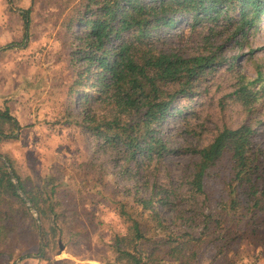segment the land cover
<instances>
[{"label": "rangeland", "instance_id": "rangeland-1", "mask_svg": "<svg viewBox=\"0 0 264 264\" xmlns=\"http://www.w3.org/2000/svg\"><path fill=\"white\" fill-rule=\"evenodd\" d=\"M86 5L87 0H0V111L12 118L0 119V160L14 183L17 176L42 208L50 206L56 214L55 222L37 221L46 232L43 236L39 231L41 241L27 215L12 223L15 206L8 210L5 220L14 228L0 239V264H22L27 258L40 259V264H124L116 245H126L122 239L131 220H145L144 228H151L155 216L169 224L162 232L195 235L203 227L206 205L229 198L228 160L208 172L206 203L203 196L197 202L187 196L178 204L186 206V217H193L185 223L173 220L176 212L167 205L155 202L142 211L136 196H148L154 182L190 194L186 181L196 159L192 150L210 143L223 127L248 124L264 152V95L255 81L257 70L264 73V16L244 36L226 43L220 59L197 81L191 95L173 102L155 126L166 150L137 168L123 163L119 146L107 145L69 121L71 115L84 111L82 97L91 92L88 82L77 83L82 65L74 54L76 36L84 29L78 18L87 16ZM23 10H29L27 26ZM207 26L205 21L189 19L172 27L159 26L150 45L184 56L205 54L229 34L210 33ZM240 87H245V95L259 89L257 99L247 107L243 95L235 92ZM93 106L96 114L108 113L104 103ZM153 233V229L147 232ZM163 234L155 233L153 240L161 242ZM188 242L185 253L196 250L189 264H264V213L240 209L217 233L201 243ZM141 249L150 248L144 243Z\"/></svg>", "mask_w": 264, "mask_h": 264}, {"label": "trees", "instance_id": "trees-1", "mask_svg": "<svg viewBox=\"0 0 264 264\" xmlns=\"http://www.w3.org/2000/svg\"><path fill=\"white\" fill-rule=\"evenodd\" d=\"M84 13L86 17L78 18L84 29L76 36L74 54L82 65L77 71V83L84 86L80 80L88 82L91 92L82 97L86 102L84 111L79 116L71 115L69 121L81 125L85 132L103 139L107 145L119 146L123 163H134L140 168L147 160L161 157L166 150L156 135L155 126L166 117L178 97L193 93L197 81L213 68L229 40L244 36L257 25L264 16V0H87ZM21 14L27 26L29 10ZM187 19L205 21L210 33L228 32L227 39L220 44L214 42L215 46L205 54L191 56L165 52L150 45V36L159 26L172 27L177 21ZM263 75L257 70L255 81L261 84V95H264ZM244 90L245 87H240L235 92L243 95L241 99L247 107L257 99L259 89L252 95H245ZM98 103L106 104L108 113L92 111L93 104ZM0 119L12 118L6 111H0ZM12 122L15 124V120ZM254 133L248 124L223 127L210 143L192 150L196 159L191 162L186 181L190 194L180 193L176 186L154 182L148 196L140 199L136 196L142 211L152 208L155 202L167 205L176 212L173 220L185 223L193 217H186V206L179 208L178 204L187 196L196 202L203 196L206 203L208 172L223 160L229 161V198L206 205L208 213L201 214L203 227L195 235L187 231L162 232L170 228L169 224L156 216L151 228H144L147 227L145 220H131L129 231L122 239L123 245L126 240L127 247L116 245L119 260L123 258L124 264H189L196 253V250L185 253L190 239L201 243L217 233L228 217L240 209L264 213V152L253 140ZM6 136L15 137V134ZM15 177L16 183L0 160V237L3 236L0 239L3 241L8 230L14 228L13 224L10 227L11 222L7 223V211L13 206L16 214L12 223L17 221V216L20 220L27 215L35 232L39 235L41 231L45 236L37 221H54V210L50 206L42 208L37 196L30 195ZM31 210L37 217L32 216ZM10 217L13 219L14 215ZM151 229L154 233L147 234ZM156 231L164 233V239H159L161 242L153 240ZM185 235H190V239L184 238ZM144 243L150 249L142 250ZM162 249L166 250L160 253Z\"/></svg>", "mask_w": 264, "mask_h": 264}, {"label": "crops", "instance_id": "crops-1", "mask_svg": "<svg viewBox=\"0 0 264 264\" xmlns=\"http://www.w3.org/2000/svg\"><path fill=\"white\" fill-rule=\"evenodd\" d=\"M39 261H40V259H37V262H35V259L29 260V258H27L26 260L22 261V264H40ZM15 262H17V263H15ZM15 262H14V264L19 263V261H15ZM20 264H21V262H20Z\"/></svg>", "mask_w": 264, "mask_h": 264}, {"label": "water", "instance_id": "water-1", "mask_svg": "<svg viewBox=\"0 0 264 264\" xmlns=\"http://www.w3.org/2000/svg\"><path fill=\"white\" fill-rule=\"evenodd\" d=\"M40 240L42 241L41 233H40ZM15 263H17V262H15Z\"/></svg>", "mask_w": 264, "mask_h": 264}]
</instances>
